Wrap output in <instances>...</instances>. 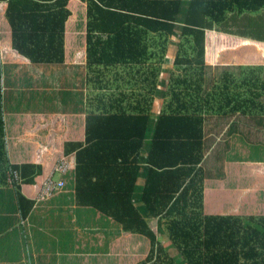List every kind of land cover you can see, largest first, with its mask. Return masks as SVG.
<instances>
[{
    "label": "trees",
    "instance_id": "16d2710c",
    "mask_svg": "<svg viewBox=\"0 0 264 264\" xmlns=\"http://www.w3.org/2000/svg\"><path fill=\"white\" fill-rule=\"evenodd\" d=\"M5 1L13 48L33 63H64L68 0ZM85 1L86 80L98 93L86 98L85 142L66 143V152L75 153L69 182L75 186L78 202L115 219L122 230L149 238L147 257L135 264H264V215H205L202 166L208 112L212 109V116H220L223 107L237 100L235 92L225 96L220 89L223 79L230 80L228 67H218L214 73L205 62L206 29H221L228 11H233L230 18L239 24L237 33L264 41V0H192L178 36L179 0L144 2L146 9ZM110 26L114 28L108 32ZM0 36L4 49L3 30ZM175 37L179 40L173 44ZM12 67L2 62L0 52V168L4 172L8 168L4 72ZM246 69L254 70V81L244 79L247 87L239 107L252 110L257 129L263 132L264 65ZM120 72L128 76L118 81ZM139 73L145 75L141 81ZM162 73L166 77L160 78ZM112 79L118 81L117 87L130 85L133 94L111 96ZM216 80L219 84L209 90ZM144 147L148 170L140 192L136 184ZM24 180L32 181L33 176ZM17 199L24 210L19 190ZM135 200L145 206L149 218ZM153 219L162 225L167 239L151 226Z\"/></svg>",
    "mask_w": 264,
    "mask_h": 264
},
{
    "label": "crops",
    "instance_id": "0c3cea01",
    "mask_svg": "<svg viewBox=\"0 0 264 264\" xmlns=\"http://www.w3.org/2000/svg\"><path fill=\"white\" fill-rule=\"evenodd\" d=\"M95 1L103 6L110 5L111 8H122L121 5H125L129 6L127 9H146L145 3L154 0ZM179 1L176 36L181 32L192 0ZM7 6L5 0H0V30L4 33L6 49L4 51L0 36L1 59L13 65L6 72L8 80L2 100L9 169L4 172L0 168V264H135L145 259L150 251L149 238L122 230L115 219L103 216L100 211L90 209L93 217L90 218L85 211L86 205L78 202L75 186L69 182V176L67 185L61 190H46L45 187L49 177L55 180L61 178L54 171L60 159L75 154L74 151L66 152V143L85 142L86 98L98 93V88L94 89L86 80L87 1L68 0L70 15L65 21L64 63H33L15 50L12 46V26L6 17ZM234 14L228 11L227 19L221 22V29L218 30V26L206 29L205 62L213 66L214 70L217 67H228L230 84L228 79H223L220 89L225 92V96L228 91L235 92L237 100L219 112L220 125L218 118L212 116V109L206 118L205 158L202 163L206 171L203 211L205 215H264V184L259 180L249 183L247 179L244 181L247 176L259 179L255 166L261 162L264 164V155L256 158L252 153L251 158L229 157L243 136L257 142H260L262 136L252 110L249 111L241 104L239 107L247 87L244 79L250 77L254 81V70L246 67L259 65L225 62L220 54V49L233 47L244 39L260 42L256 38L237 33L239 24L230 18ZM113 28L110 26L108 32ZM178 40L175 37L173 44ZM139 75L140 81L143 80L145 75ZM123 76L125 79L127 72H120L116 79L123 80ZM164 77L166 75L162 73L160 78ZM118 81L113 80L111 96L120 95V92L133 94L128 84L117 87ZM213 85L216 82L208 89ZM211 90L214 92L216 88ZM47 94H53L48 101L52 104L51 109H45L44 106L23 107L28 100L39 106V96L41 101L47 103ZM159 103L158 99L153 106L156 113ZM146 156L147 149L144 147L140 153L141 167L136 184V190L140 192L148 170ZM25 164L32 166L22 167ZM16 165L19 167H11ZM74 165L76 162H73ZM32 176V181L24 180ZM18 190L23 195L24 210L17 199ZM135 205L149 218L141 202L135 200ZM151 226L167 239L157 219L151 221Z\"/></svg>",
    "mask_w": 264,
    "mask_h": 264
},
{
    "label": "rangeland",
    "instance_id": "374dc122",
    "mask_svg": "<svg viewBox=\"0 0 264 264\" xmlns=\"http://www.w3.org/2000/svg\"><path fill=\"white\" fill-rule=\"evenodd\" d=\"M220 54H221V58L222 60H224L225 62H237L240 64H257V65H264V41L260 40V42H256V41H251L248 39H244L240 44H234L233 47H230L228 49L224 48V49H220ZM217 64V63H214ZM210 69L213 71V66H210ZM230 69V68H229ZM105 71V70H104ZM218 67L214 70V73L218 72ZM221 72V70H220ZM113 75V73H111V76ZM8 73L4 72V77H7ZM62 80L65 79V77H61ZM8 79H6L7 82ZM219 81L216 80V83H218ZM219 84V83H218ZM25 86V85H24ZM90 86H94L92 84V82H90ZM28 87V86H26ZM5 88V87H4ZM97 89V88H94ZM50 96L52 95H45V101H47V103L41 101V96H39V106L37 104H35L34 102H31L30 100H28L26 102V104H23V107L25 108H37V107H45V109H51L52 108V104H50L48 101L50 100ZM160 100V98H157ZM85 111V109H84ZM86 112V111H85ZM216 118H218L219 124H221V118L220 116H217ZM261 137L259 138L260 142L257 141H249L248 137L243 136L241 138V140L238 142L237 144V148L232 150L229 154V157H242V158H248L252 156V153H254L255 157H260L262 155H264V131L261 132ZM218 142H221L220 140H218ZM71 160H73L71 158ZM255 171H258V176L259 179L257 177H251V176H247L246 178H244V181L246 180L247 183H249L250 181H256L259 180L262 184H264V164L263 162H261L260 164H258L257 166H255ZM87 208H85V211L89 214L90 218L92 217V214L90 213V209L91 210H96V208H94V206H85ZM98 212V210H96ZM105 216V215H103ZM118 224H120L119 222H117ZM53 236H55V233L53 232Z\"/></svg>",
    "mask_w": 264,
    "mask_h": 264
},
{
    "label": "built area",
    "instance_id": "2783aa9c",
    "mask_svg": "<svg viewBox=\"0 0 264 264\" xmlns=\"http://www.w3.org/2000/svg\"><path fill=\"white\" fill-rule=\"evenodd\" d=\"M71 158L73 160H71ZM73 162L75 163V158L73 155L64 156L56 165L55 172H58L61 176L60 179H54L52 177H49L45 183L46 190L49 189H58L61 190L64 186L67 185V179L65 177L70 175L71 169H74Z\"/></svg>",
    "mask_w": 264,
    "mask_h": 264
},
{
    "label": "clouds",
    "instance_id": "9594fccd",
    "mask_svg": "<svg viewBox=\"0 0 264 264\" xmlns=\"http://www.w3.org/2000/svg\"><path fill=\"white\" fill-rule=\"evenodd\" d=\"M74 156V155H73ZM75 158V157H74ZM75 168V167H74ZM55 171V170H54ZM56 173V172H55Z\"/></svg>",
    "mask_w": 264,
    "mask_h": 264
}]
</instances>
